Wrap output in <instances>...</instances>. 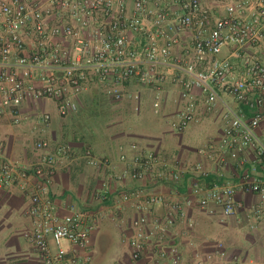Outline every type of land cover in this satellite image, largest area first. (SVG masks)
<instances>
[{
	"label": "built area",
	"instance_id": "obj_1",
	"mask_svg": "<svg viewBox=\"0 0 264 264\" xmlns=\"http://www.w3.org/2000/svg\"><path fill=\"white\" fill-rule=\"evenodd\" d=\"M132 85L155 92V114H163V88L177 87L170 128L180 133L212 119L217 137L185 172L138 141L121 144L120 159L132 167L113 179L136 185L97 193L98 211L63 217L52 184L66 150L38 139L36 160L20 163L2 154L0 140V189L19 186L28 197L24 234L37 264H93L92 234L108 216L109 202L134 211L127 224L130 264L144 258L183 264L171 237L186 207L237 216L252 229L264 223V0H0V126L9 119L34 130L49 127V112L29 115L24 107L51 100L66 117L93 88L118 102L140 100L128 93ZM85 156L90 165L101 164L90 150ZM166 183L168 199L153 192ZM241 194L257 200L248 203ZM161 206L164 214L157 213ZM217 248L222 264H242L237 256L228 259L222 243ZM215 262L207 254L189 264Z\"/></svg>",
	"mask_w": 264,
	"mask_h": 264
},
{
	"label": "crops",
	"instance_id": "obj_2",
	"mask_svg": "<svg viewBox=\"0 0 264 264\" xmlns=\"http://www.w3.org/2000/svg\"><path fill=\"white\" fill-rule=\"evenodd\" d=\"M128 93H139L143 101L150 103L155 92L132 85ZM160 95L164 120L159 133L146 132L134 126L123 129L120 124L112 122L113 119H107L105 115L109 111L124 109L130 100L127 97L123 101H115L98 88L85 93L80 99L78 111L66 117L58 114L51 100L31 103L24 107L25 114L49 112L52 116L50 126L34 130L28 122L15 126L9 119L4 120L0 126L2 154L13 161L30 163L37 158L34 142L38 139L49 141L51 150L57 151L62 147L66 153L62 155V163L52 184L58 214L63 217L74 210L98 211L101 203L96 198L97 193L109 188L110 192L116 193L124 187L136 185L131 180L121 182L113 179V175L132 167L130 161L120 159L121 144L128 146L132 141H138L146 150L156 152L174 168L185 172L188 166L202 160L199 149L217 137L219 125L212 119L194 123L190 130L174 132L168 124V115L178 108L179 91L177 87L167 85ZM101 120H105L104 127H99L104 123ZM87 150L101 161L99 166L88 163L85 156ZM130 155L132 152H129ZM225 174L236 179L232 171ZM183 182L186 187L189 179L185 178ZM183 190L186 193V189ZM153 192L168 199L171 186L168 183L158 185ZM240 197L248 203L257 200L251 194H241ZM28 202V197L19 186L0 189V264H37V253L24 234L30 224V218L25 214ZM106 205L108 216L92 234V263L130 264V231L127 224L134 211L131 208L120 211L112 202ZM166 211L167 207L161 206L157 213L164 214ZM185 212L186 217L176 225L171 237L182 253L183 264L207 254L214 256L215 264H222L218 243H222L229 260L237 256L242 264H264V223L250 233L247 221L237 216H224L219 211L210 213L195 207H186ZM255 238L258 244H255ZM249 240L253 242L249 244ZM68 248L71 247L68 245ZM148 263L149 260L144 258L138 264Z\"/></svg>",
	"mask_w": 264,
	"mask_h": 264
},
{
	"label": "rangeland",
	"instance_id": "obj_3",
	"mask_svg": "<svg viewBox=\"0 0 264 264\" xmlns=\"http://www.w3.org/2000/svg\"><path fill=\"white\" fill-rule=\"evenodd\" d=\"M128 99L130 101H128L124 109L117 108L115 112L109 111L105 115V117L107 119H113L114 121L112 122L118 123L117 125L120 124L119 126L123 129H130V127L134 126L137 127L139 130H143L146 132L150 131L154 133H159L162 128V120L164 119L162 114L154 113L152 107V100L150 101V103H146V101H143V99L136 100L134 97ZM101 123L103 124H100L99 127H104L105 120H101ZM190 129L191 127H189V130ZM247 226L249 228L250 233H252L251 230L253 229L250 228L249 225ZM252 242L253 240H249V244H251ZM255 244H258V239L256 238Z\"/></svg>",
	"mask_w": 264,
	"mask_h": 264
}]
</instances>
